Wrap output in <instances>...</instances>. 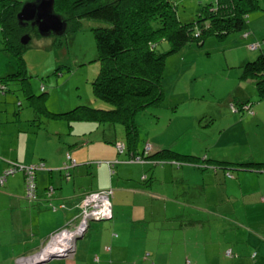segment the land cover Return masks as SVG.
Wrapping results in <instances>:
<instances>
[{
    "label": "rangeland",
    "instance_id": "1",
    "mask_svg": "<svg viewBox=\"0 0 264 264\" xmlns=\"http://www.w3.org/2000/svg\"><path fill=\"white\" fill-rule=\"evenodd\" d=\"M12 1L23 4L33 0ZM209 1L175 0L179 19L191 21L195 18L197 9H202ZM258 2L260 8L250 11L246 17L248 27L245 31L232 32L223 39L210 34L201 44L190 41L177 52L168 55L163 70L162 101L134 116L138 151L147 148L148 143L151 146L148 150L150 153L167 148L181 154L194 155L199 159V163L192 165V168L187 167L191 164L181 162L182 168L175 171L185 175V185L177 178L175 182L165 186L171 194L172 191L185 190V196L179 194L181 198L178 201L164 203V206L161 201H152L154 212L159 217H154L151 228H202L186 230L187 256L191 264H215V259H222L224 264H251L249 259L243 263H233L237 259L234 258L235 253L240 255L238 259H246V252H239L236 247L241 246L247 239L254 243L257 240L255 237L258 240L264 238V204H257L256 207L245 206L239 196L222 197L219 202L198 197L202 193L223 190V183L228 180L221 175L219 184L201 175L205 172L203 168L214 172L207 168L212 165L203 162L204 154L208 159L220 161L247 162L253 159L264 162V100L258 99L253 80L240 78L241 65L255 59L260 49L264 48V0ZM105 24L102 20L83 18L73 30L71 22L68 25L65 23V28L68 29L61 35H35L33 30H27L31 37L22 53L23 64H20L21 60L17 55L5 48L7 34L0 25L1 163H24L27 157L41 152L52 154L55 146L59 143L67 146L68 139L72 138L77 139L76 143L79 142L73 148L75 150L86 145L106 144L105 141L100 143L103 136L109 138L117 135L125 140L120 124H115L113 130L108 123L72 120L65 116L53 117L47 113H63L79 105L101 109L112 107L96 99L91 88V81L99 70L91 28ZM243 33L247 34L246 37H242ZM258 43L261 45L250 49V44ZM156 49L166 51L169 43L160 41L156 44ZM246 98L250 108L248 111H241L239 101ZM231 105L236 109L239 107V110L232 111ZM242 109L245 110L244 107ZM88 141L96 143L88 144ZM88 149L85 147L80 150L79 156L90 155L92 149L89 154L86 151ZM116 156L123 159L125 154L121 152ZM62 157L64 160L65 154ZM147 161L155 163L154 160H144L142 163ZM87 162L93 163L91 171V168L99 167L95 162L101 160ZM108 162L110 161L105 163ZM161 163L163 162H157L155 166L159 167ZM215 170L221 173V170ZM65 171L63 170L60 177L62 186L56 189L58 192L72 194L73 182L65 180ZM158 173L159 169H155V174ZM77 181L80 183V187H77L79 193L100 190L101 188H97L104 182L90 173L83 177L78 176ZM257 183L251 181L249 185L254 188ZM260 183L262 185L264 181L261 179ZM244 185L246 186V182ZM159 186L163 191V185L155 181L154 188ZM261 189L264 193L263 186ZM227 191L238 192V185H228ZM19 195L25 198L24 174L21 170L9 175L4 186L0 187V264H32L36 256H30L49 241L51 234L71 227L69 224H59L54 229L42 228V219L50 216L49 213H60L58 223H63V210L41 211L42 215L37 218V208L27 199L22 204ZM181 207L184 209H180ZM24 208L28 210L27 213ZM252 210L260 211L261 216H256ZM74 211L77 212L76 209ZM165 215L174 216L165 219ZM95 221L107 223L111 220ZM77 222L76 218L72 223ZM35 230L44 234L36 233ZM82 240L83 238L76 239L75 245L76 241ZM226 248L233 250L232 260ZM44 250L43 252L47 249ZM195 255L200 263L192 262ZM58 259L51 258L39 264H58Z\"/></svg>",
    "mask_w": 264,
    "mask_h": 264
},
{
    "label": "trees",
    "instance_id": "2",
    "mask_svg": "<svg viewBox=\"0 0 264 264\" xmlns=\"http://www.w3.org/2000/svg\"><path fill=\"white\" fill-rule=\"evenodd\" d=\"M21 5L22 3L17 1L0 0V25L2 31L7 34L5 48L17 55L21 60L20 64H23L22 53L27 44L20 43V36L29 33L26 32L27 30H33L35 35L39 33L35 27L18 24L16 14ZM259 8L258 0H210L202 9H197L194 19L182 21L177 15L175 0H54L53 12L66 25L71 22V30L79 26L83 18L98 19L106 23L91 28L97 50L96 60L99 62V70L91 81V88L96 99L112 107L101 109L79 105L67 112L47 113L53 117L65 116L72 120L108 123L113 130H115V124L122 125L124 141L119 140L117 135L102 138L115 146L117 143L122 144L124 146L122 152L127 154L131 161L135 159H139L140 162L154 160L155 163L173 161L178 164L185 162L196 165L199 159L194 155L181 154L167 148L150 153L148 150L151 146L148 143V150L144 148L138 151L137 125L134 116L162 101L163 70L168 55L177 52L190 41L201 44L210 34L223 39L232 32L245 31L248 27L246 19L248 13ZM67 29L68 27L65 32ZM246 35L243 33L242 37ZM163 40L169 43V49L158 51L156 44ZM241 68V80H253L258 99L264 100V48L260 49L255 59L245 62ZM239 102L240 110L248 111L250 108L248 98ZM245 106H248L247 110L242 109ZM239 107L236 109L233 106L236 111ZM67 155L69 154H66V157ZM203 162L211 164L213 168H222L227 171L264 172V162L260 161L229 162L205 157ZM7 163L2 173L9 169H13V172L7 173L4 181L0 182V187L4 186L9 175L21 170L24 174V195L23 168L31 164H44L43 161L26 163L27 165L18 161ZM2 173L0 177L3 176ZM227 175L231 176L229 172ZM49 190L50 186L46 189L47 199H51L53 187L51 186V192ZM24 199L32 204L37 200V193L32 200L26 197ZM50 207L56 210V206L50 205Z\"/></svg>",
    "mask_w": 264,
    "mask_h": 264
},
{
    "label": "crops",
    "instance_id": "3",
    "mask_svg": "<svg viewBox=\"0 0 264 264\" xmlns=\"http://www.w3.org/2000/svg\"><path fill=\"white\" fill-rule=\"evenodd\" d=\"M47 137L51 138V136ZM94 139H98V137H94ZM100 140V143H103L105 139L101 137ZM119 140L122 139L119 138ZM76 142V138H72L71 140L68 139L67 146L63 145L64 143H59V145L55 146L53 149L52 154L41 152L34 156L27 157L24 161L25 164L36 163L39 161H43L45 164V169L43 168V170L36 171L37 200L31 204L34 205L39 212L37 218H40L42 215L41 211L57 212L58 209H62L65 213L62 220L63 223H58L60 222L58 221V214L60 213H49L48 215L50 216L47 215L48 217L46 219H42V228L54 229L59 224L70 225V223L78 218L80 203L85 194L84 191H81L83 193L77 192V187H80V183L77 181L78 176L83 177L90 173L98 180L104 181L103 185L99 186L97 189L107 188L112 190L110 200L111 221L107 223H97L98 221H95L96 219L90 221L86 233L82 237L77 238H83V240L79 242H77L78 240L76 241L74 252L67 257L59 258L56 260L58 261L57 263L191 264V261L187 256L188 242L186 235L188 232H186V230L193 231V229L202 228H151V223L155 221L154 217H159L154 212L152 201H161L164 206V203H175L178 201V198L186 195L185 190L182 192L172 191L173 194H171L165 187L168 183L175 182L177 178L184 185L187 183L185 175L175 172L178 168L181 169L182 165H177L172 162H163L159 164L161 166L156 167L155 163H149V161L146 163H142L143 161H141V163L140 161H131L127 154H125V157L122 159L116 156L121 152L117 150L115 145H110V143H97L93 146L86 145L83 148H89L86 150L88 154L92 149V153L90 155L79 156V151L83 148L80 150L73 149L75 148V145L79 144V142ZM88 142V144L96 143L91 141ZM63 154H65L64 160L62 157ZM66 154H69V159L66 157ZM203 157L205 158L206 154H204ZM96 159L101 160V162H95V164H99V167H93L90 171V167L93 163L87 161H93ZM105 160L110 162L105 163ZM250 161L255 160L250 159ZM84 165L87 166L83 167ZM5 166L4 161H2V163L0 162V170H3ZM187 167L192 168L193 166L191 164ZM207 168L213 169L214 171L211 173L208 172L207 169L201 168L202 170H205L201 175L208 180L220 184L219 178L221 175L225 176L228 180L224 181L221 178L224 181L222 186L223 190L218 189L217 191L202 193L199 194V198H206L211 201L219 202L222 197L227 196L230 198L231 196H239L245 206L250 205L256 207L257 204H264V193H262L263 191L261 189L262 186L264 187V184L261 185L260 183L261 179L264 181V172L236 170L231 173L222 168H213L212 166H207ZM155 169H159L160 173L155 174ZM215 169L221 170V173ZM54 170H57V172H53ZM63 170H66L65 180L73 182L72 194L58 192L59 190L56 189L57 187L62 186V180L60 177ZM227 172H229L231 176H228ZM178 174L180 178L178 177ZM201 180L204 179L201 178ZM155 181H158L163 185V191L160 189V186L154 188ZM251 181L258 182L257 186L251 188V185H249ZM245 182L246 186L244 185ZM233 184L238 185V192L227 191L228 185L232 186ZM48 186L53 187L51 199L46 198V189ZM179 194L182 195L179 196ZM19 198L23 204L25 201L24 196L22 197L19 195ZM50 205L56 206V210H50ZM8 206L10 207V204H8ZM74 209H76L77 212H75ZM180 209L183 210L184 208L181 207ZM252 211L256 216H261L260 211ZM25 212L27 213L28 210H25ZM173 216L165 215V219L172 218ZM171 231H173L174 234L171 235ZM35 232L44 234V232H40V230H35ZM176 237L178 238V242L175 240ZM171 238H173V240ZM200 238L202 239L201 236ZM201 239L199 241H201ZM255 239L257 240L254 243H251L249 239H247L241 246L236 247L239 252L241 250L246 252V259H238L240 256L238 253H235L234 257L231 248L225 249L226 251H229L231 260L233 259L232 257L237 258L233 263H243L245 260L247 261L249 259L251 260V264H264V238H259L258 240V238L255 237ZM215 260V264H224L222 259ZM192 262H199L196 255L193 256Z\"/></svg>",
    "mask_w": 264,
    "mask_h": 264
},
{
    "label": "built area",
    "instance_id": "4",
    "mask_svg": "<svg viewBox=\"0 0 264 264\" xmlns=\"http://www.w3.org/2000/svg\"><path fill=\"white\" fill-rule=\"evenodd\" d=\"M249 47L251 49H255L257 47V44H250ZM244 108L247 110L248 106H245ZM231 109L234 112L236 111V109L233 108V105H231ZM116 148L119 152H122L124 146L120 143H117ZM148 148L149 147H147V150ZM67 157L69 158V155H67ZM133 161L138 162L139 159H135ZM43 168V163L31 164L23 168L25 172V197L29 200L34 199L36 195L35 171ZM3 172V176L0 177V182L4 181L7 173H12L13 169H9ZM49 191L51 192V187ZM111 195V189H100L97 191L85 193L80 203V210L77 218L78 222L76 224L70 223L71 227L69 229H62L56 233L51 234L49 236V241L36 254H34V256H40L39 258H37V260H41L49 254H57L67 257L72 252H74L75 240L85 234L91 220L111 218ZM62 232L66 233V243H64L63 245H54L51 252L44 253L43 250L44 248H47L49 246L51 238ZM227 253L229 254V251H227Z\"/></svg>",
    "mask_w": 264,
    "mask_h": 264
},
{
    "label": "water",
    "instance_id": "5",
    "mask_svg": "<svg viewBox=\"0 0 264 264\" xmlns=\"http://www.w3.org/2000/svg\"><path fill=\"white\" fill-rule=\"evenodd\" d=\"M54 0H33L25 2L16 14L17 22L21 26H26L28 23L31 27H36L40 35H61L65 32L64 21L53 12ZM30 36L24 33L20 36L21 44H27ZM105 220V219H103ZM62 258L63 255L49 254L41 260H34L32 264L47 262L51 258Z\"/></svg>",
    "mask_w": 264,
    "mask_h": 264
},
{
    "label": "bare ground",
    "instance_id": "6",
    "mask_svg": "<svg viewBox=\"0 0 264 264\" xmlns=\"http://www.w3.org/2000/svg\"><path fill=\"white\" fill-rule=\"evenodd\" d=\"M66 241H67V236H66V233L65 232H62V233H59V234L53 236L51 238V240H50L49 246L46 248L47 250L46 249H45L46 251L44 250L45 251L44 253L51 252L52 251V247L54 245H63L64 243H66ZM39 257L40 256L38 255V256L35 257V259H33V258L32 259L33 260H36ZM25 264H29V262H25Z\"/></svg>",
    "mask_w": 264,
    "mask_h": 264
},
{
    "label": "clouds",
    "instance_id": "7",
    "mask_svg": "<svg viewBox=\"0 0 264 264\" xmlns=\"http://www.w3.org/2000/svg\"><path fill=\"white\" fill-rule=\"evenodd\" d=\"M36 254V253H35ZM32 256H34V254L33 255H31L30 257H32Z\"/></svg>",
    "mask_w": 264,
    "mask_h": 264
},
{
    "label": "flooded vegetation",
    "instance_id": "8",
    "mask_svg": "<svg viewBox=\"0 0 264 264\" xmlns=\"http://www.w3.org/2000/svg\"><path fill=\"white\" fill-rule=\"evenodd\" d=\"M27 25H30L29 23ZM36 28V27H35Z\"/></svg>",
    "mask_w": 264,
    "mask_h": 264
}]
</instances>
